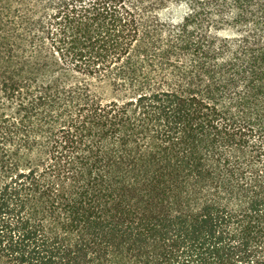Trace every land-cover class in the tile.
I'll use <instances>...</instances> for the list:
<instances>
[{
    "label": "trees",
    "instance_id": "obj_1",
    "mask_svg": "<svg viewBox=\"0 0 264 264\" xmlns=\"http://www.w3.org/2000/svg\"><path fill=\"white\" fill-rule=\"evenodd\" d=\"M11 4L0 264H264V0Z\"/></svg>",
    "mask_w": 264,
    "mask_h": 264
},
{
    "label": "rangeland",
    "instance_id": "obj_2",
    "mask_svg": "<svg viewBox=\"0 0 264 264\" xmlns=\"http://www.w3.org/2000/svg\"><path fill=\"white\" fill-rule=\"evenodd\" d=\"M10 4V5H9ZM13 4H11V0H0V28L2 29L3 25H6L7 22L9 21L8 17L9 15L7 13H9L10 9L8 7L11 8V12L13 10ZM10 12V13H11ZM6 30V29H5ZM1 35L2 33L0 32V57L3 56V52L6 50L5 49V45L4 43H6V41L1 39ZM1 61H0V65H1ZM1 69H0V73H1ZM8 106L9 103L7 101V98L5 96V94L0 92V113H3L6 115V117L9 118L10 115V110H8Z\"/></svg>",
    "mask_w": 264,
    "mask_h": 264
}]
</instances>
